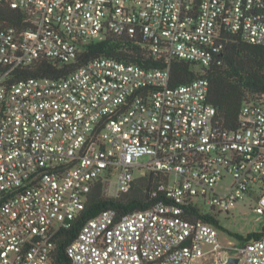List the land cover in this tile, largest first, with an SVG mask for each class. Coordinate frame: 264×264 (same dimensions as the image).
<instances>
[{
	"label": "built area",
	"instance_id": "built-area-1",
	"mask_svg": "<svg viewBox=\"0 0 264 264\" xmlns=\"http://www.w3.org/2000/svg\"><path fill=\"white\" fill-rule=\"evenodd\" d=\"M109 35L140 40L166 65L100 57L63 78L6 83L17 67L69 64ZM228 35L264 46V0H0V264H50L56 233L94 185L117 196L138 173L165 176L153 193L162 200L89 219L67 246L70 264H264V233L223 245L215 225L189 218L230 213L249 195L264 214V103H245L226 128L206 77L171 84L172 59L220 65Z\"/></svg>",
	"mask_w": 264,
	"mask_h": 264
},
{
	"label": "trees",
	"instance_id": "trees-1",
	"mask_svg": "<svg viewBox=\"0 0 264 264\" xmlns=\"http://www.w3.org/2000/svg\"><path fill=\"white\" fill-rule=\"evenodd\" d=\"M2 15L11 23H21L22 16L19 11L6 9ZM218 55L223 63L210 64L206 67L188 60L172 59L171 84L179 85L201 76L206 77L209 80L207 99L217 110L216 118L224 127L234 129L238 126V115L245 103H264V46L251 44L239 35H228L225 47ZM100 57H111L151 69L163 68L166 65L163 59L148 54L140 40L109 35L83 45L77 58L69 64L42 58L29 65L15 68L5 80L7 84H13L31 77L63 78L80 66ZM4 71L5 69L0 66V73ZM165 179V176L159 173H146L135 179L128 192L117 196H107L105 194L107 182L98 181L88 195L85 209L68 227L56 233L50 264H70L66 253L67 246L77 238L82 226L100 212L107 209L115 210L119 217L149 209L161 201L163 195L154 196L153 193ZM189 218H201L216 227H221L217 217L212 213L194 211ZM263 233L264 226L262 231L248 233L246 236L229 232L240 243L256 239Z\"/></svg>",
	"mask_w": 264,
	"mask_h": 264
},
{
	"label": "rangeland",
	"instance_id": "rangeland-1",
	"mask_svg": "<svg viewBox=\"0 0 264 264\" xmlns=\"http://www.w3.org/2000/svg\"><path fill=\"white\" fill-rule=\"evenodd\" d=\"M264 100V97H263ZM147 158L143 157L142 160L145 161ZM142 173H138L136 178L142 176ZM116 180V177L114 178ZM115 183L112 181L110 188H113ZM105 194L107 195V189L105 188ZM108 196V195H107ZM256 206V198L254 195H249L244 200L239 201L230 213L225 212H211L215 215L220 223L221 227H217L219 230V239L221 244L229 245L231 243L239 242L236 237L229 234V232H234L246 236L248 233L262 231L264 226V214L259 215L253 211ZM207 211H211L209 206L204 208ZM211 245H206L205 250H211ZM215 260L210 258L206 260L205 258L196 259L192 264H214Z\"/></svg>",
	"mask_w": 264,
	"mask_h": 264
},
{
	"label": "water",
	"instance_id": "water-1",
	"mask_svg": "<svg viewBox=\"0 0 264 264\" xmlns=\"http://www.w3.org/2000/svg\"><path fill=\"white\" fill-rule=\"evenodd\" d=\"M238 262H239V259L238 258L231 257V258H229L227 264H238Z\"/></svg>",
	"mask_w": 264,
	"mask_h": 264
}]
</instances>
